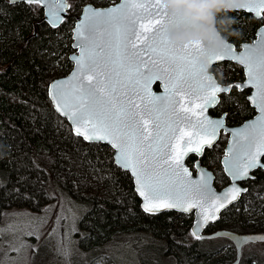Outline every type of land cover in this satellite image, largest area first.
I'll use <instances>...</instances> for the list:
<instances>
[{
    "label": "snow or ice",
    "instance_id": "6c2138e0",
    "mask_svg": "<svg viewBox=\"0 0 264 264\" xmlns=\"http://www.w3.org/2000/svg\"><path fill=\"white\" fill-rule=\"evenodd\" d=\"M11 2L44 4L53 27L63 23L66 16L61 13L67 14L73 7L67 0ZM238 9L254 12L264 23V0H244ZM82 13L75 25L78 43L73 45L79 54L71 57L77 65L72 74L75 83L53 97L57 110L72 122L75 136L111 145L113 163L133 173L145 213L154 214L161 208L185 212L199 208L192 235L200 239L198 230L217 218L215 212L225 207V202L236 200L241 189L233 184L221 199L209 185L211 174L201 172L199 181L189 179L192 173L181 157L188 152L202 154L203 145L210 146L223 126L222 119L205 115L209 106L220 104L219 94L251 86L256 91L248 100L260 115L246 124L245 130L233 133L238 139L234 151L226 154L230 160L226 159L225 170L233 180H255L250 170H264V27L257 33L256 43L243 45L239 54L228 43L208 52L201 40L177 44L168 39V27L179 29L186 21L169 15L160 0H124L104 10L88 4ZM201 59L208 66L235 60L245 66L248 79L243 84L217 83ZM156 81L163 82V94L152 92ZM183 124L198 131L186 132ZM193 167L199 169V163Z\"/></svg>",
    "mask_w": 264,
    "mask_h": 264
},
{
    "label": "trees",
    "instance_id": "16d2710c",
    "mask_svg": "<svg viewBox=\"0 0 264 264\" xmlns=\"http://www.w3.org/2000/svg\"><path fill=\"white\" fill-rule=\"evenodd\" d=\"M79 1L71 0L68 17L53 27L42 19V6L0 0V215L13 207L40 211L63 188L87 206L81 220L86 232L81 241L86 246L103 245L121 233L136 232L148 236V241H157L166 255L175 258V264H232L237 257L233 242L221 254L226 243L208 249L202 243L204 238L193 239V214L145 213L131 174L113 163L112 148L75 136L53 108L48 85L72 69L68 54ZM91 1L104 6L118 0ZM228 15L235 20L231 29L240 33L229 37L237 45L254 39L264 24L244 10ZM229 63V78L242 76L241 67ZM246 94L234 91L229 94L231 100L224 96L213 113L226 109L231 123L250 116L254 109ZM223 145L220 141L206 149L201 158L205 165L219 163ZM194 160L191 156L188 163L193 165ZM225 179L220 172L216 184H224ZM210 229L208 232L264 231V170L257 172L240 201L227 208ZM104 264L118 262L110 256Z\"/></svg>",
    "mask_w": 264,
    "mask_h": 264
},
{
    "label": "rangeland",
    "instance_id": "374dc122",
    "mask_svg": "<svg viewBox=\"0 0 264 264\" xmlns=\"http://www.w3.org/2000/svg\"><path fill=\"white\" fill-rule=\"evenodd\" d=\"M88 2L92 1H79L76 12L81 13ZM209 167L217 175L223 170L220 161ZM81 200L61 188L40 211L27 207L4 211L0 215V264H104L110 256L118 264H175V258L166 255L157 241H148V236L136 232L121 233L103 245L86 246L81 241L86 234L81 220L87 206ZM190 234L195 239L191 231ZM231 242L223 236L202 240L208 249L226 243L221 254ZM241 259V264L257 260V264H264V241L246 244Z\"/></svg>",
    "mask_w": 264,
    "mask_h": 264
},
{
    "label": "water",
    "instance_id": "95a60500",
    "mask_svg": "<svg viewBox=\"0 0 264 264\" xmlns=\"http://www.w3.org/2000/svg\"><path fill=\"white\" fill-rule=\"evenodd\" d=\"M11 2V0H9ZM124 2V0H118L117 2L115 3H111V4H108V5H104V6H99V5H95L94 3L92 2H88L86 3L85 5H88V4H91L95 9H99V10H104V9H107V8H110V7H114V6H117V5H120ZM244 2V0H243ZM12 3V2H11ZM67 3L71 4L69 0H67ZM12 4H16V3H12ZM84 5V6H85ZM40 6L43 7L44 9V17L42 18L43 20L45 21H49V17L46 16V12H47V8L45 7L44 4H40ZM83 6V7H84ZM83 10V9H82ZM237 11H242L244 9H236ZM69 11L70 9L68 10L67 14L65 13H61V15H65L66 18L68 17L69 15ZM246 12H248L247 10H244ZM252 13L254 16H255V13L254 12H250ZM264 14V13H262ZM65 18V20H66ZM83 18V13L81 11V13L77 16V19L75 21V24L72 28V48H73V51L69 54V59L73 62V67L72 69L66 74V75H63V76H60V77H56L54 78L53 80L50 81L49 85H48V96H49V99L53 105V108L55 109V111L61 116L63 117L64 119H66V121L69 123V125L71 126V129H73V125H72V122L66 117L64 116L61 111H58L57 108H56V100L53 99L54 96L58 97L59 94H60V90L63 88V89H70L73 84L75 83V79L73 78V73L76 71L77 69V65H76V62L74 60L71 59V57L74 55V54H79V48H75L73 47V45L77 44L78 43V40H77V33L75 31V25L79 22V20H81ZM64 20V21H65ZM49 23V22H48ZM50 24V23H49ZM62 23H59L58 26H60ZM51 25V24H50ZM52 26V25H51ZM57 26V27H58ZM264 27V24H262L261 26L258 27L257 29V32H256V36L254 39L252 40H247V41H244L242 42L240 45H237L235 44L234 42L230 41L228 39V44L232 46V48L234 49V51L239 54L240 52H243L244 51V47L243 45H254L256 43V41L258 40V35L257 33L259 32V30ZM223 61H232L238 65H240L243 70H244V74H245V80L244 82L248 79V77L246 76V73H245V66L238 63L237 61L235 60H231V59H225ZM223 61H217V62H214L212 63L211 65H209V67H207V72L209 75L213 76L215 81L217 83H220L215 75V73L211 70V67L214 65V64H217V63H220V62H223ZM61 81H65V82H69V83H66L64 85H61L60 82ZM244 82H240L238 84H243ZM159 83L160 84V89H156V84ZM222 84V83H220ZM247 88H251V92L250 94L248 95L249 96H252L254 93H255V88H252L251 86L247 87ZM151 90L153 93L157 94V95H160V94H163V91H164V88H163V82L162 81H156L153 83V85L151 86ZM221 94V93H220ZM220 94H219V100H220ZM247 97V98H248ZM184 101L187 105V97L184 98ZM250 104L255 108L256 110V114L250 118V119H247L246 121H244L243 123L239 124V125H236V126H230L228 125L227 123V117L226 115L222 114L220 116H217V115H213L212 114V109L215 108V107H212V106H209L207 109H206V112H205V115L209 118V119H222L223 120V126L221 128L218 129L217 131V135L215 137V139L212 140V143L211 145H203L202 147V154H197V153H194V152H188L186 155H183L181 157V160H182V163L184 165V167H187L189 172L192 173L191 177L189 179L191 180H196V181H199L200 180V176H201V172H204V173H209L211 174V179L209 180V185L210 187L214 190V192L216 193L217 196H220L221 199H223L224 197V194L226 193V191L228 189H230L233 184H235L237 187H239L241 189V192L240 194L238 195L237 199L236 200H231V196L229 195L228 199L231 200L230 203L228 202H225V207L223 208H219V211L215 212V215H216V219L215 220H209L206 224H204L199 230H198V234L200 236V239L201 238H214V237H219V236H223V237H227L229 238L236 246L237 248V257H236V260L232 263V264H238L239 261L241 260L242 258V254H243V247L244 245L248 244V243H251V242H258V241H264L262 239H259V237H264V233H238V232H234V231H231V230H226V229H223V230H218V231H215L213 233H208L207 232V229L209 228L210 225L212 224H215L216 222H218L221 218V214L229 207L233 206L234 204H236L237 202L240 201V199L242 198L243 194L246 193L247 191H243V189H248V186L247 185H244L243 182L246 181L247 179H244V180H233L232 176L225 170L226 167H227V164H226V159H229L230 160V156L226 157V154H229L231 152L234 151L235 147H236V141L238 139V137L234 136L233 133L236 132L237 130H245V125L246 124H250L252 121H254L256 119V117L258 115H260L258 109L256 108V106L253 104L252 101H250ZM196 103H200V101H196ZM189 106H193L194 105H189ZM192 123L194 124L195 123V118H193L192 120ZM181 127L183 128L184 131L186 132H189V133H193V132H196L198 131V129L196 128H193L191 127L190 125H186V124H183L181 125ZM222 132L224 133H229V138L227 139V142H226V145H225V152H224V155L222 156L221 158V163H222V167L224 169V173L229 177L230 179V182L222 187H218L217 184H216V180H217V175L215 173V171L210 168L209 166L205 165V164H202L201 163V158L204 154V152L206 151L207 148H212L213 146H215L220 137H221V134ZM82 138V137H81ZM88 142V141H87ZM90 143V142H89ZM173 143H175V141H173ZM107 144V143H105ZM110 147L111 145L108 144ZM189 147H194V145H190ZM112 148V147H111ZM113 150V154H114V149ZM181 150L183 151V141H181ZM197 155L199 157V160L196 161V163H199V169H194L192 168L189 163H188V158L191 156V155ZM195 163V164H196ZM123 169V168H122ZM125 170V169H124ZM128 171L132 178H133V183H134V188H135V191H136V188L138 187L136 181H135V177L133 175V173L130 171V170H126ZM252 171L253 170H250L249 172V175L250 176H254L252 174ZM137 193V192H136ZM138 195V193H137ZM139 196V195H138ZM139 198L141 199V208L143 210V198L139 196ZM218 203V202H217ZM186 206V205H185ZM207 207V205H206ZM165 211H176V212H180V213H184V214H193V224H192V227H191V231L193 232L194 228H195V225H196V221L197 219L199 218V213H200V209L199 208H194L190 211H182L180 210L179 208H171V209H167V208H161L160 210H158L156 213H154L153 215H156V214H159L161 212H165ZM213 211V209L211 207L208 208V212L211 214Z\"/></svg>",
    "mask_w": 264,
    "mask_h": 264
},
{
    "label": "clouds",
    "instance_id": "9594fccd",
    "mask_svg": "<svg viewBox=\"0 0 264 264\" xmlns=\"http://www.w3.org/2000/svg\"><path fill=\"white\" fill-rule=\"evenodd\" d=\"M160 3L169 15H177L186 21L179 29L168 27V39L173 43L201 40L206 43V51L213 52L222 48L230 36L240 34L231 29L235 20L228 14L238 9L243 0H160ZM200 63L209 67L204 59Z\"/></svg>",
    "mask_w": 264,
    "mask_h": 264
},
{
    "label": "flooded vegetation",
    "instance_id": "af4514ba",
    "mask_svg": "<svg viewBox=\"0 0 264 264\" xmlns=\"http://www.w3.org/2000/svg\"><path fill=\"white\" fill-rule=\"evenodd\" d=\"M79 15V14H78ZM78 15H76V19H77V16ZM44 17V13H43V16H42V18ZM73 50H71L70 52H69V54L72 52ZM69 54H68V58H69ZM72 62V61H71ZM229 62H232V61H223V62H220V63H217V64H214L212 67H211V70L215 73V75H216V77H217V79H218V81L220 82V83H222V84H229V85H231V84H238V83H240V82H244V80H245V74H244V70H243V68L240 66V65H238V64H236V63H234V62H232L233 64H235V65H237V66H240L241 67V69H242V76L240 75V76H235V77H231V78H229V74H231V69L227 66L228 64H231V63H229ZM72 64H73V62H72ZM72 67H73V65H72ZM229 73V74H228ZM67 74V73H66ZM65 74V75H66ZM219 76V77H218ZM232 80V81H231ZM156 89H160V84L159 83H157L156 84ZM234 91H239V90H237V89H233L232 91H231V93L232 92H234ZM243 91H246L247 92V97H248V95L250 94V92H251V88H244V90ZM240 92H242V91H240ZM231 93H221L220 94V104H218L215 108H213L212 109V114L213 115H217V116H220V115H222V114H224V113H227V115H226V117H227V123H228V125H230V126H236V125H239V124H241V123H243L244 121H246L247 119H250V118H252L255 114H256V110H255V108L250 104V102H249V100H248V98H247V100H248V102H249V104H250V106L254 109V111L252 112V114L250 115V116H248V117H245V118H243L241 121H239V122H237V123H231V122H229V118H228V112H227V110L226 109H222V110H220L218 113H213V111L216 109V108H218V107H220V105H221V102H222V100H223V97L224 96H228L229 94H231ZM229 138V133H224V132H222V134H221V137H220V139H219V141L218 142H224V145H223V148H222V151H221V155H220V157L218 158V160L220 161V163H221V158H222V156L224 155V152H225V145H226V142H227V139ZM204 155V154H203ZM191 156H194L195 157V160H194V164L196 163V161L197 160H199V157L197 156V155H191ZM190 156V157H191ZM189 157V158H190ZM203 157V156H202ZM188 158V159H189ZM188 161V160H187ZM201 163L202 164H204V162L201 160ZM194 164L193 165H190L192 168H194L193 166H194ZM221 166H222V163H221ZM223 168V167H222ZM259 171V169H255V170H253L252 171V174L256 177V174H257V172ZM216 173V172H215ZM222 173L223 174H225L224 173V169L222 170ZM217 175V174H216ZM225 176L228 178V179H225V182H224V184L222 185V186H224V185H226V184H228L229 182H230V179H229V177L225 174ZM252 181H254V180H252V179H247L246 181H244L243 182V184L244 185H249ZM222 186H220V187H222ZM245 194V193H244ZM243 194V195H244ZM238 203V202H237ZM235 205V204H234ZM230 208V207H229ZM211 226L212 225H210L209 226V228L207 229V232L208 231H210L211 229ZM208 233H213V232H208ZM257 233H264V231H261V232H257ZM245 246V245H244Z\"/></svg>",
    "mask_w": 264,
    "mask_h": 264
}]
</instances>
